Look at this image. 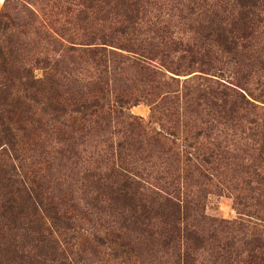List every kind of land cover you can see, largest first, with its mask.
I'll use <instances>...</instances> for the list:
<instances>
[{"label": "rangeland", "instance_id": "374dc122", "mask_svg": "<svg viewBox=\"0 0 264 264\" xmlns=\"http://www.w3.org/2000/svg\"><path fill=\"white\" fill-rule=\"evenodd\" d=\"M158 1L174 6H148L124 35L92 11L91 0H0V30L8 25L2 42L37 77H51L45 81H54L66 105L58 119L40 105L14 110L22 171L77 217L78 237L66 252L73 264H264V6L240 55L225 52L213 34L193 39L205 8ZM100 45L102 51H90ZM38 57L48 67L37 65ZM241 75L248 81L232 86ZM221 83L259 96L258 108L236 107L233 96L224 103ZM84 100L97 102L85 114L76 109ZM121 167L141 181L142 202L160 207L151 200L158 192L185 205L180 235L176 230L163 242L166 233L159 232L174 227L158 208L145 227L155 232L152 243L129 260L115 259L97 241L101 230L117 229L87 202H109L98 181Z\"/></svg>", "mask_w": 264, "mask_h": 264}, {"label": "trees", "instance_id": "16d2710c", "mask_svg": "<svg viewBox=\"0 0 264 264\" xmlns=\"http://www.w3.org/2000/svg\"><path fill=\"white\" fill-rule=\"evenodd\" d=\"M91 2L92 11L102 14L101 19L107 23H118L115 30L124 35L129 29H135L144 19L148 6L166 5L158 0H91ZM175 3L192 10L205 8L195 19L197 25L193 28L195 32L193 39L196 42L208 39L207 36L213 34L225 52L240 55H243L249 46L248 39L252 35L255 23L262 20L260 14L264 6V0H212V3L207 4L205 0L202 2L176 0ZM170 6L173 7L174 3ZM7 27L0 30V264H73L66 252L73 247L78 237L77 217L69 213L62 204L57 205L44 197L27 180L22 171L24 162L20 156L22 142L20 129L15 126L12 116L20 105H27L29 109L40 105L45 115L58 119L65 111L66 105L58 102L54 81L51 80L49 83L45 81L51 77H37L34 67L23 64L18 52L9 44L2 42ZM156 31L159 32L158 29ZM104 37L101 36L102 39ZM127 40L130 43L128 47L137 51L132 39ZM103 48L105 47L100 45L91 48L90 51L98 52ZM209 53L207 51L206 54ZM46 59L38 57L35 62L37 65L43 63L42 67L46 68L48 67ZM256 60L258 58L247 62L246 65L250 66ZM247 77L248 75H241L232 86L241 87L243 81H248ZM219 85L221 89L217 90V96L224 103L233 96L234 106L258 108L254 99L259 96L254 93L239 91L225 83ZM261 90L264 94V83ZM119 102H123V99L119 98ZM95 105L96 100H84L79 102L76 109L85 114ZM113 170L107 174L106 181L102 182L101 179L98 181L99 192H107L110 195L109 202L104 203L99 197L87 202L99 213L106 212L109 219L105 224L108 223L117 229L116 232L108 233L105 228L95 234L100 244L111 248L115 259L126 257L129 260L132 255L137 254L139 245L149 246L152 243L151 238L155 232L149 230L146 232L145 227L150 225V216L154 212L158 213L156 211L158 208L162 209L160 214L164 222L174 227V230L170 228L159 232L166 233L163 242L168 243L176 234H181L176 222L180 220L185 205L174 202L170 197L161 200L162 195L158 192L153 194L151 200L162 201L159 204L161 208L144 203L140 192L143 185L136 174L125 167ZM114 172L116 178L109 181Z\"/></svg>", "mask_w": 264, "mask_h": 264}]
</instances>
